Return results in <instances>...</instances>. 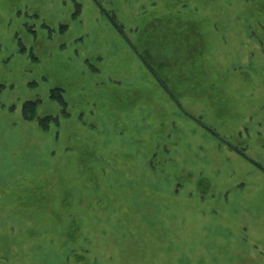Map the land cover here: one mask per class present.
Listing matches in <instances>:
<instances>
[{
  "label": "rangeland",
  "instance_id": "rangeland-1",
  "mask_svg": "<svg viewBox=\"0 0 264 264\" xmlns=\"http://www.w3.org/2000/svg\"><path fill=\"white\" fill-rule=\"evenodd\" d=\"M0 264H264V0H0Z\"/></svg>",
  "mask_w": 264,
  "mask_h": 264
}]
</instances>
